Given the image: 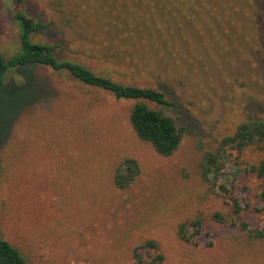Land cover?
<instances>
[{
    "label": "rangeland",
    "instance_id": "1",
    "mask_svg": "<svg viewBox=\"0 0 264 264\" xmlns=\"http://www.w3.org/2000/svg\"><path fill=\"white\" fill-rule=\"evenodd\" d=\"M11 8L10 0H0V54L6 56L19 48ZM75 9L73 0L66 8L58 0H28V13L46 23L34 39L99 74L164 89L172 105L161 108L183 136L171 155H161L133 131L134 101L65 70L11 72L7 83L16 86L0 96V237L27 264H133V248L147 239L158 243L161 264H264V237L248 236L264 226V208L258 180L245 166L264 157V149L233 153L223 170L229 193L248 206L239 216L227 194L208 189L198 168L203 153L244 120L251 102L263 99L264 81L228 60L189 63L110 45ZM126 158L137 161L139 174L118 188L114 173ZM215 212L236 224L214 220ZM197 216L203 225L196 243L181 240L178 224ZM154 254L148 250L145 258Z\"/></svg>",
    "mask_w": 264,
    "mask_h": 264
},
{
    "label": "trees",
    "instance_id": "2",
    "mask_svg": "<svg viewBox=\"0 0 264 264\" xmlns=\"http://www.w3.org/2000/svg\"><path fill=\"white\" fill-rule=\"evenodd\" d=\"M41 1V0H40ZM60 7H72V0H58ZM74 13L86 14L85 20L108 35L110 45L128 49L136 54L148 53L161 58L183 57L189 63L207 59L212 62L232 61V64L264 81V0H73ZM12 17L19 28V48L9 55L0 54V96L3 90L16 86L7 83L13 71L38 66L65 70L80 82L105 90L116 99L134 101L129 112V122L136 135L149 142L161 155H171L179 146L183 129L161 107L172 105L166 91L152 85L128 84L113 79L109 74H99L80 62L60 59L55 44L34 39L45 27L39 17L28 13V0H10ZM39 2V1H38ZM82 19V18H81ZM145 49L144 51H141ZM124 53L131 51L125 50ZM238 58H243L239 60ZM264 85V83H263ZM251 102L243 121L228 135L217 140L216 145L202 155L198 163L200 176L212 193L217 190L227 194L232 213L239 216L247 204L229 193L221 180L223 170L233 153L264 149V97ZM153 106H152V105ZM233 158H236L235 156ZM246 170L258 180L257 197L264 208V157L254 163L246 162ZM139 174L134 158H126L116 169L113 181L116 187H127ZM260 211L259 208H254ZM213 219L229 221L220 212ZM203 225L202 217H194L178 224L177 234L185 242L196 243ZM242 230L247 229L240 222ZM250 238H263L264 226L249 230ZM155 254L145 258V253ZM133 264H161L164 256L153 239H147L132 250ZM0 264H27L22 253L0 237Z\"/></svg>",
    "mask_w": 264,
    "mask_h": 264
}]
</instances>
